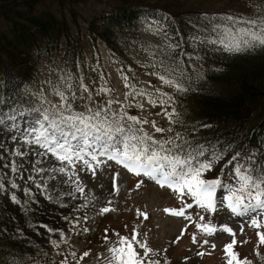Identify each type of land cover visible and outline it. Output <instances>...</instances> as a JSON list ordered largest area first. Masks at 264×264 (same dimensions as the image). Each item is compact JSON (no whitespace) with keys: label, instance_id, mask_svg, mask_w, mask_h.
I'll use <instances>...</instances> for the list:
<instances>
[{"label":"snow or ice","instance_id":"obj_1","mask_svg":"<svg viewBox=\"0 0 264 264\" xmlns=\"http://www.w3.org/2000/svg\"><path fill=\"white\" fill-rule=\"evenodd\" d=\"M251 2L255 8L254 0ZM257 11L259 15L206 16L208 26L189 35L193 51L188 52L180 48L182 41H171L168 32L164 31L166 21L148 15L142 17L144 30L163 40L160 45L145 46L151 59L142 67H150L149 74L157 77L159 84L171 88L172 92H166L161 87L145 88L132 78L135 73L131 69L127 72L120 69L126 91L123 100L114 99V89L106 82L99 85L95 92L90 89L80 70V64L85 62L77 61L76 71L57 68L55 82L50 79L41 82V88L30 93L32 99L27 106L19 96L0 97V130L6 128L14 133L8 136V132H5L4 135L18 145L7 157L0 153L3 167L12 173L10 176L0 171V194L10 196L11 201L19 205L22 201L15 190L22 189L25 197L23 204L28 205L29 201L37 200V192L41 195L57 192L58 189L51 188L48 181L60 175L67 179H61L58 184H71L74 191H59V196L75 198L76 193L84 195V187L77 183L81 180L77 172L85 175L92 172L95 175L94 169L107 168L112 173L113 187L117 177L119 182L124 183L131 174L137 188L147 180L161 188L173 190L179 206L165 207L163 211L184 220L176 241L181 239L185 230H189L194 244H210L215 249L216 244L206 238L217 233V224L212 222L211 214L219 215L226 206L230 219L239 218L236 223L240 233L245 231L247 225L254 230L257 245H264V141L259 149L233 146L235 150L229 149L232 154L220 167L221 175L207 178L206 174L223 160L226 153L223 149L209 152L207 146L183 136L175 128V125L183 127L175 106L176 95L188 92L195 81L204 78L203 71L196 67L204 60L198 46L228 54L264 49V6ZM185 56L187 61L182 58ZM87 66L92 68L91 65ZM44 84L48 85L47 90ZM8 87L15 92L17 82L9 81ZM101 93L108 98L97 102L95 97ZM27 94L26 88L23 95ZM48 94L58 97L55 103L48 99ZM141 99H146L153 107L160 106L156 115L163 114L167 118V127L158 126L155 120L129 114L130 108H145ZM149 123L152 132L144 127ZM154 133L162 135L157 137ZM0 148L8 151L2 137ZM16 157H23L24 160H10ZM32 158L35 163H31ZM25 161L29 163L26 165ZM227 165L231 167L224 176ZM22 173L25 175L21 176ZM29 182L35 187L30 186ZM218 189L222 191L218 193ZM46 198L51 200L52 196L49 194ZM193 205L198 206L197 209L185 211L192 209ZM65 207L68 209L67 214L63 215L65 225L57 228L42 224L46 231L38 234L43 243L49 244L61 256L58 264H81V260L89 256V251H84L78 259L75 251L64 253L61 249L62 244L68 243L66 233L75 231V225L80 223L74 215L79 213L74 199L66 201ZM109 210L107 206L100 208L101 213H108ZM136 215L147 217L148 213L137 209ZM194 215L198 218L194 219ZM81 219L88 220L89 216L84 214ZM189 225L194 230L189 229ZM29 227L38 231L31 223ZM125 228L124 233L109 228L103 230L105 247L103 252L96 254L102 257L97 264H161L156 258L157 250L149 246L147 234L139 230L137 224L130 228L125 225ZM219 229L230 237L228 242L222 244L225 264H253L248 256H242L234 249V245L238 244L234 228L228 222H223L219 223ZM83 231L88 232L89 228L85 227ZM20 234L23 236V233ZM28 243L32 244L33 241L29 239ZM202 254L203 249L197 253L198 256ZM256 256L264 264V255L257 250ZM25 257L32 264H55L56 260L43 248L37 249L35 257H27L26 254ZM19 264H23V261ZM164 264H168L166 256Z\"/></svg>","mask_w":264,"mask_h":264},{"label":"rangeland","instance_id":"obj_2","mask_svg":"<svg viewBox=\"0 0 264 264\" xmlns=\"http://www.w3.org/2000/svg\"><path fill=\"white\" fill-rule=\"evenodd\" d=\"M102 1L106 2L108 0ZM159 1L169 2L173 10L172 12L177 15V17L168 15V17L161 19L166 21L164 31L168 32L171 41H182L180 48L186 47L187 52L193 51L189 35L196 32L199 28L208 26L205 20L206 16L229 14L226 9L233 8L232 5H238V0H234L233 2H229L228 0ZM262 6H264V3ZM260 7L256 5L255 8H250L249 10V7L245 5L241 10H249V12L247 11L248 16L253 14L259 15L260 13L257 9ZM161 43H163V40L160 36L144 30L142 20L137 24L136 29L119 37L113 46L106 45L100 41L98 43L95 42L93 45L86 43L81 54L82 58L78 60L85 62L80 64V70L84 73V82L89 84L93 92H95L99 85L106 82L107 86L114 89L112 98L123 100L126 89L120 78L119 70L123 69L127 72L128 69H131V72L135 73V76L132 78L143 84L145 88L161 87L166 92H172L171 88L160 85L157 77L149 74L151 72L150 67H142L143 64L151 59L145 51V46L148 44L160 45ZM198 50L204 56V60L202 63H197L196 67L200 68L203 73L215 71V63L206 55L209 52L216 53V51H208L199 46ZM65 56L62 49L50 53L39 60L34 77L27 82L25 87V89H28V94L24 95L21 99L25 106L32 99L30 93L38 91L41 88V82L49 79L55 82L57 68L77 70V60L75 59L71 62L72 59H68V57L64 58ZM182 58L185 61L188 60L186 56ZM87 65H91L95 70L93 71ZM200 81H195L193 85H197ZM43 87L45 90L48 89L47 84H44ZM107 98V96L101 93L95 97V100L99 102ZM48 99L55 103L58 97L48 94ZM141 102L144 103L145 108H130L128 109L129 114L146 118L149 121L155 120L160 127L168 126V120L163 114L156 115L159 112V105L153 107L147 103L146 99H141ZM180 103L176 97L175 106L177 111ZM182 110L183 107L178 111L179 116L182 115ZM202 125L199 128V133L202 128L210 126L209 123ZM144 127L149 132H152L150 123L144 125ZM178 127H181V125H178ZM5 132H8V129L0 130V137L4 139L8 151L0 148V153H3L7 157L18 145L16 141L8 138V136L14 133L8 132V136H5ZM189 132L183 134L186 135ZM154 134L157 137L162 135L160 133ZM33 147L35 148L36 146ZM23 150L27 151V149ZM11 159L24 160L23 157ZM225 161L226 159L223 158V160L217 162L215 167L206 174L207 178L221 175L220 167ZM25 163L27 165L29 161H25ZM31 163H35L34 158H32ZM3 165L4 161L0 160V171H5L11 176L10 169L4 168ZM230 167L231 165L225 167L224 176L227 175ZM94 171L95 175L92 172L87 173V175L77 172V175L81 177V180L77 181V183H81L84 187V195L76 193L75 198L59 196V191H74L71 184H58V181L61 179H67L66 176L61 177L60 175L48 181L51 188L58 189L57 192H50L45 195L37 192V200L29 201L28 205L23 204L25 197L22 189L15 190L17 196L22 201L19 205L12 202L10 196L0 194V264H19L20 261H23V264H32V261L26 259L25 254L27 257H35L38 248H43L52 256H55V263H57L61 256L57 255L49 244L42 242V238L38 232L46 231L41 226L45 223L57 228L64 226L66 222L63 220V215L68 212L65 202L73 199L74 206L79 208V213L74 215L76 219L80 220V223L75 225V231L69 230L66 233L65 239L68 243L66 245L62 244L61 249L64 253L68 250L75 251L78 259L84 251H89V256L81 260V264H97V260L102 259V257H97L96 254L104 251L105 246L102 236L105 228L115 229L124 233L126 232L125 225L130 228L133 224H137L139 230L147 234L149 246L157 250L158 255L156 258L161 261V264H164L165 256L168 257V264H225L222 255V244L228 242L230 237L228 234H223L219 229V223L223 222H228L229 226L233 227L236 231L238 244L234 245V249L238 250L242 256H248L253 261V264H261V261L256 256V251L258 250L261 255H264V245H257V237L254 235V230L247 225H245V231L240 233L239 225L236 223L239 218L233 217L230 219V213L226 210V206L225 210H222L219 215L216 213L211 214L212 222L217 224V233L219 234L214 233L206 238L216 244L215 249L210 244L199 246L194 244L189 230H185V234L181 239L176 241L175 237L180 235L184 220L182 217L177 218L163 211L165 207L179 206L180 202L176 199L173 190L166 187L161 188L154 182L147 180L144 181L140 188H137L135 187L134 177L131 174H128V179L124 183L119 182V177H117L116 185L113 187L112 173L109 169L100 168L94 169ZM23 175L25 174L22 173L21 176ZM17 179L19 180L20 177H17ZM29 184L33 188L35 187L31 185V182ZM221 191L222 189H218V193ZM49 194L52 196L51 200L46 198ZM85 197L87 198L86 200ZM104 206L109 207L108 213L100 212V208ZM197 207L193 205L192 209H186L185 211H194ZM137 209L147 212L148 216L138 217L136 215ZM84 214L89 216L88 220L81 219ZM193 218L196 219L198 217L194 215ZM30 223L35 225L38 231H33L29 227ZM85 227L89 228L88 232L83 231ZM17 229H19V232ZM189 229L194 230L192 225H189ZM196 231L198 232V230ZM20 233H23V236ZM29 239L33 241L32 244L28 243ZM201 249H203V254L198 256L197 253Z\"/></svg>","mask_w":264,"mask_h":264},{"label":"trees","instance_id":"obj_3","mask_svg":"<svg viewBox=\"0 0 264 264\" xmlns=\"http://www.w3.org/2000/svg\"><path fill=\"white\" fill-rule=\"evenodd\" d=\"M254 3L262 6L264 0ZM237 4L226 9L229 14L248 16L254 8L251 0ZM245 5L249 10H241ZM172 11L169 2L159 0H0V97L22 99L37 63L50 53L63 49L64 58L78 61L86 43L113 46L119 37L136 29L145 15L177 17ZM182 49L187 52L186 47ZM206 56L215 63V71L205 72L191 90L176 95L181 102L178 111L183 107V127L175 125L176 130L207 146L209 152L223 149L226 160L232 154L229 149L261 148L264 49L240 54L209 52ZM9 81L17 82L15 92L8 87ZM206 123L210 126L199 133Z\"/></svg>","mask_w":264,"mask_h":264}]
</instances>
